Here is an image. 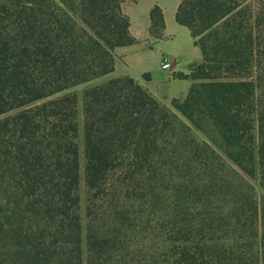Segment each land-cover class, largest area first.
<instances>
[{
    "label": "trees",
    "instance_id": "obj_1",
    "mask_svg": "<svg viewBox=\"0 0 264 264\" xmlns=\"http://www.w3.org/2000/svg\"><path fill=\"white\" fill-rule=\"evenodd\" d=\"M128 1L0 0V264H264V0H181L203 60L172 107L131 77L84 91L85 235L72 90L137 43Z\"/></svg>",
    "mask_w": 264,
    "mask_h": 264
},
{
    "label": "crops",
    "instance_id": "obj_2",
    "mask_svg": "<svg viewBox=\"0 0 264 264\" xmlns=\"http://www.w3.org/2000/svg\"><path fill=\"white\" fill-rule=\"evenodd\" d=\"M181 0H139L123 5L130 20V33L137 43L115 50V70L111 79L131 77L157 101L168 107L175 99H185L193 85L190 75L194 65L203 60L201 49L195 45L191 31L176 20ZM159 6L164 14L165 29L161 38L151 34V12ZM168 58L170 64L161 65Z\"/></svg>",
    "mask_w": 264,
    "mask_h": 264
},
{
    "label": "rangeland",
    "instance_id": "obj_3",
    "mask_svg": "<svg viewBox=\"0 0 264 264\" xmlns=\"http://www.w3.org/2000/svg\"><path fill=\"white\" fill-rule=\"evenodd\" d=\"M111 79V75H107L105 77L99 78L97 80H94L92 82L80 85L72 90V92L76 93L79 97V103H78V112H79V124H80V137H79V145H80V164H81V188H80V195H81V212L83 217V223L85 228V235H86V229L88 220L86 218L87 208H88V197H89V190L85 183V145H84V107H83V93L85 90L94 87L96 85L105 83ZM172 107V105L170 106ZM193 133L198 141H207L209 142V139L206 137V135L201 132L200 130H197L196 128H193ZM220 151V150H219ZM221 152V151H220ZM232 166H235L231 163ZM247 180L254 186L256 195L258 196L259 200L262 201L264 199V188L261 186V181L259 178L258 173L254 178H250L248 176H245Z\"/></svg>",
    "mask_w": 264,
    "mask_h": 264
},
{
    "label": "built area",
    "instance_id": "obj_4",
    "mask_svg": "<svg viewBox=\"0 0 264 264\" xmlns=\"http://www.w3.org/2000/svg\"><path fill=\"white\" fill-rule=\"evenodd\" d=\"M169 64H170V60H169L168 58H164V59L162 60L161 65H162L163 67H166V66H168Z\"/></svg>",
    "mask_w": 264,
    "mask_h": 264
}]
</instances>
